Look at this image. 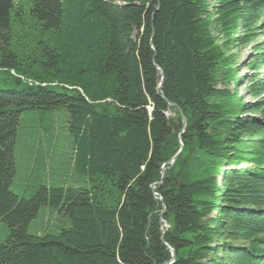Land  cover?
I'll return each mask as SVG.
<instances>
[{
    "label": "trees",
    "instance_id": "16d2710c",
    "mask_svg": "<svg viewBox=\"0 0 264 264\" xmlns=\"http://www.w3.org/2000/svg\"><path fill=\"white\" fill-rule=\"evenodd\" d=\"M262 35L264 0H0V264H264ZM60 108L71 175L22 197V114Z\"/></svg>",
    "mask_w": 264,
    "mask_h": 264
},
{
    "label": "rangeland",
    "instance_id": "374dc122",
    "mask_svg": "<svg viewBox=\"0 0 264 264\" xmlns=\"http://www.w3.org/2000/svg\"><path fill=\"white\" fill-rule=\"evenodd\" d=\"M260 40L264 41V35ZM251 46L237 49L239 62L243 65L247 63V55L251 54ZM264 73V69L262 71ZM249 67L240 70V75H250ZM247 79H241L238 91L243 100L251 102L252 97L245 91ZM66 111L63 108L56 110H28L22 114L21 125L18 129L17 143V175L12 191L22 197L30 198L35 194L40 185H59L63 176L67 178L71 175L68 165L69 158L73 152L72 142L61 133L60 126L65 124ZM49 123V124H48ZM56 125V141L54 147H47L49 142L42 135L40 128L46 125ZM43 143V146H42ZM50 146V144H49ZM47 158V164L41 161L42 154ZM47 155V156H46ZM66 165L63 167V165ZM62 166V167H61ZM55 211L49 207H43L39 215L30 225L31 234H43L55 232L58 229L69 225L63 219L57 218ZM9 227L0 220V244L5 243L9 237Z\"/></svg>",
    "mask_w": 264,
    "mask_h": 264
},
{
    "label": "water",
    "instance_id": "95a60500",
    "mask_svg": "<svg viewBox=\"0 0 264 264\" xmlns=\"http://www.w3.org/2000/svg\"><path fill=\"white\" fill-rule=\"evenodd\" d=\"M160 73H161V75H162V74H163V71L160 70ZM184 123H185V122H184ZM176 159H177V156L174 157L173 161H175ZM163 173L165 174V172H163ZM163 214H164V212H163ZM165 224H166L167 227H169V224H168L167 222H165ZM174 258H175V253H173L172 261L174 260Z\"/></svg>",
    "mask_w": 264,
    "mask_h": 264
}]
</instances>
